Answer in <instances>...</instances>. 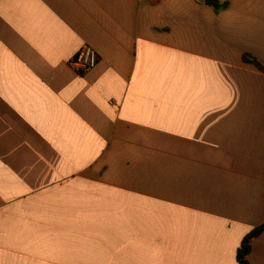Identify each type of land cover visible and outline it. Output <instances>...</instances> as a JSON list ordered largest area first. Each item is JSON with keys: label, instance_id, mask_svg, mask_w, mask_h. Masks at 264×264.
Here are the masks:
<instances>
[{"label": "crops", "instance_id": "0c3cea01", "mask_svg": "<svg viewBox=\"0 0 264 264\" xmlns=\"http://www.w3.org/2000/svg\"><path fill=\"white\" fill-rule=\"evenodd\" d=\"M219 2L0 0V264H239L264 222V0Z\"/></svg>", "mask_w": 264, "mask_h": 264}, {"label": "trees", "instance_id": "16d2710c", "mask_svg": "<svg viewBox=\"0 0 264 264\" xmlns=\"http://www.w3.org/2000/svg\"><path fill=\"white\" fill-rule=\"evenodd\" d=\"M205 2L213 6L216 10H220L225 7V4H221L219 0H205ZM244 60L248 63L254 64L257 68L264 72V67L254 57L245 55ZM262 232H264V222L244 237L237 252V260L239 264H249L248 256L251 251V243Z\"/></svg>", "mask_w": 264, "mask_h": 264}, {"label": "built area", "instance_id": "2783aa9c", "mask_svg": "<svg viewBox=\"0 0 264 264\" xmlns=\"http://www.w3.org/2000/svg\"><path fill=\"white\" fill-rule=\"evenodd\" d=\"M98 62L96 51L89 45H84L77 55L70 61L71 68L79 74L92 71Z\"/></svg>", "mask_w": 264, "mask_h": 264}]
</instances>
